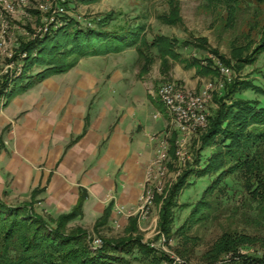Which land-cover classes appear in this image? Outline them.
Listing matches in <instances>:
<instances>
[{
	"label": "rangeland",
	"instance_id": "1",
	"mask_svg": "<svg viewBox=\"0 0 264 264\" xmlns=\"http://www.w3.org/2000/svg\"><path fill=\"white\" fill-rule=\"evenodd\" d=\"M177 1L184 24L172 27L158 19L169 11L168 0H66L65 12L56 8L58 0H0V80L9 74L15 81L21 73V59L15 63L9 62L20 43L45 32L56 18L57 24H63L67 21L64 16L77 21L78 25L74 28L77 30L96 29L97 23L106 17L111 19L107 27L109 31L144 26L149 43L153 42L155 36L174 38L179 42L176 50L182 58L197 59L204 65L206 59H213L221 68L210 50L232 60L234 48L248 46L260 38L259 32L264 26V3L250 1L247 3L249 7L241 9L236 21L228 23L227 13L221 9H210L206 6V0ZM186 40L195 44L205 40L207 51L192 46L183 47L182 43ZM96 53L100 55L83 57L68 72L51 75L22 91L45 70L35 68L25 80L10 84L0 95V199L11 206H22L30 200L28 195L7 191L15 179L8 166L25 163V148L20 152L17 135L36 130V123L41 117L49 118L62 107L61 104L75 103L78 98H83L86 104L91 99L89 104L93 114L102 111L105 103L111 111L112 108L135 107V95L143 94L150 96L155 103L153 118H162L166 126L151 136L157 144L156 152L150 160L145 182L140 185L141 194L132 206L120 202L117 192L108 194L107 201H115L113 215L109 224L100 229V233L94 231L96 221L87 217L71 220L69 226L83 227L100 246L101 238L118 239L126 236L128 219L138 216L143 242L163 252L172 261L166 260L162 264H174L175 260H180L179 264H208L206 253L225 232H238L255 238L257 242L243 246L240 253L263 258L264 223L262 218H257V205L253 203L251 191L240 174L231 175L213 191L209 199L210 211L205 213L202 220L193 223L189 217L201 201L204 191L216 178L215 174L205 178L196 174L216 152L215 147L199 151L200 136L209 127L208 118L219 108V102L225 95L226 82L237 77L264 89V54L255 65L246 67L241 73L230 70L229 75L199 76L196 69L186 67L184 62L170 60V69L164 75L158 52L153 49L155 63L150 73L142 78L140 71L143 61L137 49L128 48L120 53L101 55L104 49L98 48ZM135 83L139 84L136 89ZM167 83H174L194 96L207 93V120L202 126L192 127L186 133L177 128L173 115L158 96L160 87ZM235 98L259 100L264 107V96L253 91L238 93ZM226 102L230 103L228 100ZM174 135L177 136L176 160L170 156V140ZM170 165H173V169H170ZM185 169L193 170L194 174L189 178L191 185L183 192L179 206L175 209L174 235L169 241L164 237L158 239L159 207L152 201L153 192L161 194ZM3 188L7 193L2 194ZM35 208L37 212L43 211L40 203ZM185 222L186 228L181 232L180 228ZM128 258L133 264H145L138 251ZM238 258L228 255L221 262L239 264Z\"/></svg>",
	"mask_w": 264,
	"mask_h": 264
},
{
	"label": "trees",
	"instance_id": "2",
	"mask_svg": "<svg viewBox=\"0 0 264 264\" xmlns=\"http://www.w3.org/2000/svg\"><path fill=\"white\" fill-rule=\"evenodd\" d=\"M247 1L206 0V6L212 10H224L228 16L227 22L233 23L241 9L249 7L247 3L253 2ZM254 1L264 3V0ZM61 5L66 8L67 2ZM168 5L169 11L158 19L172 27L183 25L179 2L168 0ZM64 18L67 21L63 24H57L56 18L47 27V31L32 40L20 43L9 62L15 63L21 59V73L15 81L9 74L0 80V95L10 84L25 80L35 68L45 70L36 76V81L22 88V91L51 75L68 72L83 57L100 55L96 53L98 48L104 49L101 55L120 53L128 48L137 49L143 61L140 71L142 78L150 73L155 63L153 49L158 52L161 72L164 75H167L170 69V60L184 62L186 67L196 69L199 76L222 74L221 67L217 66L213 59H206L204 65L197 59L182 58L176 50L179 42L174 38L155 36L153 42L149 43L144 34V26L109 31L107 27L111 24V19L106 17L97 23L96 29L77 30L74 29L78 25L76 20L65 16ZM259 36L257 42L234 48L232 60H227L215 50L210 51L222 67L234 73H241L246 67L255 65L264 54V26L260 29ZM199 43L186 40L182 45L185 48L192 46L207 51L206 41L199 40ZM224 88L225 95L219 102L220 106L208 118L209 127L200 136L199 151L215 147L216 152L210 156L207 165L196 173L200 178L211 174H215L216 178L204 191L189 221L194 223L202 220L205 213L210 211L209 199L213 191L231 175L240 174L251 191L253 203L257 205V218H262L264 223V107L259 100L235 98L238 93L248 91L264 96V89L237 77L226 82ZM227 100L230 103H227ZM176 138L174 135L170 140L172 160L177 159ZM170 169H173V165H170ZM193 174V170L185 169L161 194L153 192V203L159 207L158 239L164 237L169 241L173 237L175 209L179 206V198L191 185L189 178ZM43 191L41 188L33 190L30 202L22 206H11L0 199V264H133L128 257L133 256L135 251L141 254L145 264H162L166 260L172 263L163 252H158L150 244L143 242L144 236L138 227V216L129 218L125 229L126 236L118 239L101 238V246L94 247L89 231L83 227L69 226L71 220L83 217L86 191L80 194L77 205L69 214L57 218L44 216L36 211L37 197ZM113 206L114 202H111L103 216L96 221V233H100V229L109 224ZM186 224L187 222L180 228L181 232L186 228ZM253 242L256 243L257 240L248 235L225 232L206 253L208 264H222L221 259L228 255L239 257V264H264V257L241 255V248Z\"/></svg>",
	"mask_w": 264,
	"mask_h": 264
},
{
	"label": "crops",
	"instance_id": "3",
	"mask_svg": "<svg viewBox=\"0 0 264 264\" xmlns=\"http://www.w3.org/2000/svg\"><path fill=\"white\" fill-rule=\"evenodd\" d=\"M134 101L135 107L112 111L105 103L102 111L93 114L91 99L86 104L78 98L61 104L49 118L41 117L36 130L17 135L26 159L24 165L8 166L15 179L7 191L31 200L33 190L44 189L37 197L43 210L38 213L53 218L70 213L83 191L87 193L83 217L89 220L97 221L111 202L115 205L114 200L107 201L111 192L132 206L156 152L151 136L166 126L162 118H153L156 107L150 96L135 95ZM7 191L3 188L2 194Z\"/></svg>",
	"mask_w": 264,
	"mask_h": 264
},
{
	"label": "built area",
	"instance_id": "4",
	"mask_svg": "<svg viewBox=\"0 0 264 264\" xmlns=\"http://www.w3.org/2000/svg\"><path fill=\"white\" fill-rule=\"evenodd\" d=\"M56 8L65 12V8L61 3L66 0H58ZM47 31V29H45ZM223 74L229 75L230 70L221 68ZM158 96L163 105L170 111L174 117V122L180 131L186 133L192 127L202 126L207 120V93L199 96H194L188 92H184L178 88L174 83H167L160 87ZM153 201V199H152ZM95 247H100L96 242L93 243ZM181 263L180 260H175L174 264Z\"/></svg>",
	"mask_w": 264,
	"mask_h": 264
}]
</instances>
